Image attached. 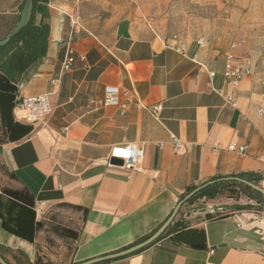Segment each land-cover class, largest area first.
Wrapping results in <instances>:
<instances>
[{"label":"crops","instance_id":"0c3cea01","mask_svg":"<svg viewBox=\"0 0 264 264\" xmlns=\"http://www.w3.org/2000/svg\"><path fill=\"white\" fill-rule=\"evenodd\" d=\"M25 1L0 0V40L17 27ZM136 1L47 0L46 55L15 83L13 104L0 88V254L10 264H79L117 253L153 235L192 186L237 174L264 182V53L258 63L205 37L200 44L156 34L139 20ZM191 2L234 19L249 18L254 1ZM175 36L184 53L171 47ZM69 54L75 62L64 71ZM230 54L236 66L252 61L237 87L225 78ZM108 86L120 88L124 114L99 106ZM19 95L49 96L47 124L16 117ZM232 143L246 152L229 150ZM121 144L143 149L139 169L111 164ZM219 199L200 200L208 210L181 207L182 219L205 230L204 248L169 236L105 264H264V208ZM217 212L223 216L206 219Z\"/></svg>","mask_w":264,"mask_h":264},{"label":"rangeland","instance_id":"374dc122","mask_svg":"<svg viewBox=\"0 0 264 264\" xmlns=\"http://www.w3.org/2000/svg\"><path fill=\"white\" fill-rule=\"evenodd\" d=\"M253 1L249 18L234 19L227 10L217 9L212 3H193L191 0H137L134 8L138 9L141 23L156 34L178 35L183 39L205 37L230 48L235 46L244 56L259 63L264 53V8H260V0ZM237 12L246 13L248 10ZM219 200L250 203L246 196L230 191H225ZM186 208L191 211L212 207L198 201L193 207L187 205Z\"/></svg>","mask_w":264,"mask_h":264},{"label":"trees","instance_id":"16d2710c","mask_svg":"<svg viewBox=\"0 0 264 264\" xmlns=\"http://www.w3.org/2000/svg\"><path fill=\"white\" fill-rule=\"evenodd\" d=\"M38 16H40L39 22L37 21ZM48 17L49 9L47 0H34L33 16L30 23L15 37H13L6 46L0 47V88L5 90V92L2 93L6 94L7 98L12 101V104L15 99V83L19 81L20 76L31 65L37 63L47 53L48 36L50 32L49 24L46 22ZM234 178H241L256 185H260L261 180L258 176L251 177V175L248 174H237L228 177H214L209 182L199 186L202 189L186 201L183 207H186L187 205L191 206L202 199L214 200L221 197L225 191H230L238 193L239 195H244L249 200H254L257 203V208L263 209L264 196L249 186L236 181ZM199 187L192 186L188 188L187 192L183 196V199ZM254 207L256 206H236L238 210L250 209ZM180 214L181 209L178 216L157 242L170 236L177 244L184 243L192 247L204 248L206 246L205 230L203 228L191 227L190 221L182 219ZM222 216L223 213L217 212L215 214H207L206 219L212 220L215 218H221ZM148 237L149 236L141 239L140 241H143ZM105 263L107 262L101 264Z\"/></svg>","mask_w":264,"mask_h":264},{"label":"built area","instance_id":"2783aa9c","mask_svg":"<svg viewBox=\"0 0 264 264\" xmlns=\"http://www.w3.org/2000/svg\"><path fill=\"white\" fill-rule=\"evenodd\" d=\"M174 41L176 42L174 45H171L172 48L176 49L178 52L184 53L187 50L186 42L180 41L177 36H175ZM208 40L202 38L200 40V44L208 43ZM228 63L226 66L225 78L226 82L233 86L237 87L240 81L246 76L251 74L252 61L250 59L246 60L243 66L234 65V57L230 54L228 57ZM264 60V54H263ZM75 62V58L69 54L66 60L63 63V70L69 71ZM211 76H215V73H211ZM264 86V83H263ZM24 88L23 84L18 86L19 91L21 92ZM127 98L130 99V96L126 93ZM227 101L233 107L236 106L235 100L233 96H227ZM101 107H117L121 108L122 114H124L127 109L126 104L121 103V90L116 86H108L105 90V97L99 103ZM162 111V106L158 105L153 108L151 111L154 116H158V114ZM261 115L264 114V111L259 112ZM52 114V107L50 104L49 96H31V97H23L21 95L17 98V106H16V117L28 124H47L49 117ZM174 148L176 151L181 149L180 144L173 139ZM229 150L237 151L240 153H245L247 150V146H239L237 143H232L229 146ZM110 161L112 159H119L123 161V167L127 170L139 169L140 165L144 159V151L140 147L135 144H121L116 145L112 148L110 154ZM264 188V182L261 185Z\"/></svg>","mask_w":264,"mask_h":264},{"label":"water","instance_id":"95a60500","mask_svg":"<svg viewBox=\"0 0 264 264\" xmlns=\"http://www.w3.org/2000/svg\"><path fill=\"white\" fill-rule=\"evenodd\" d=\"M33 9H34V0H26L25 4L23 6V9H22L21 19H20L17 27L13 30V32L8 37H6L3 40H0V47L6 46L11 41V39L13 37H15L21 30H23L30 23L32 16H33ZM111 164L123 165V161L119 160V159H112ZM234 179L240 183H243V184L249 186L250 188H252L253 190L259 192L260 194H262L264 196V188L262 186L253 184V183H251L247 180L241 179V178H234ZM200 189H202V188L201 187L197 188L196 190L191 192L189 195H187L183 200H181L176 205L172 214L164 222V224L153 235H151L146 240H144L138 244H135L130 248L124 249L120 252L101 256L98 258H94L92 260H89V261H86L83 263H79V264H101L104 262L113 261V260H116L119 258H123V257L129 256V255H132V254H134L138 251H141L144 248L151 246L152 244L156 243L159 240V238L163 235V233L168 229V227L172 224V222L175 220V218L178 216L179 211H180L181 207L184 205V203H186V201H188ZM0 264H9L1 256V254H0Z\"/></svg>","mask_w":264,"mask_h":264}]
</instances>
